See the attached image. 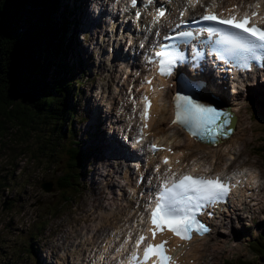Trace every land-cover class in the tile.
Here are the masks:
<instances>
[{
	"label": "rangeland",
	"instance_id": "374dc122",
	"mask_svg": "<svg viewBox=\"0 0 264 264\" xmlns=\"http://www.w3.org/2000/svg\"><path fill=\"white\" fill-rule=\"evenodd\" d=\"M89 1L90 0H60V2H64L65 5L67 3L68 5L69 3H71L70 6L74 4L75 12L70 16V18H73V15H76L75 23L72 22L73 27L69 29L66 35H64V40L69 43L70 53L72 54L73 52V56L69 55L70 58L68 60V63L69 68L71 69L70 71L75 72V76L73 78L74 81H79L80 74L78 70L81 66L86 69L90 66L89 47L86 46L88 48L86 49V47L80 44L79 41H81L84 36L87 37L88 35H90L91 38L95 34V31L99 28L93 27L91 29H86L87 27H84L86 21V18H84V16L88 15L89 17H91V14L87 7V3ZM79 19L83 20L77 22ZM88 23L89 22H87V24ZM80 51L84 53V57L79 56ZM96 79L100 80L101 74L99 76H96ZM91 80L92 79H86L84 78V76H82L81 84L78 85L75 82V86L81 88L89 87ZM256 87L257 85L249 87L245 90V92H242V94L244 95L248 90L254 89ZM75 91L77 92V89H75ZM83 93L84 91H81L78 97L74 96V98H72V102L76 103L75 113H79L78 115H81L82 118L80 119L77 115L73 116V135L68 136V140H70V143L68 141H65V145H63V148L61 149V155L58 159L57 164L52 163L49 166V169L40 166L41 160H38L37 158L33 159V154H30L26 150L25 146L22 145L20 135L17 132H15V135L8 134L0 138V179L5 181V184L7 186V188H3L0 190V264H42L43 260L45 264H53L58 254L50 248V244L47 247H43V243L45 241L50 242V240L46 239V235H48L52 231H60L65 227L66 223L69 222V216H73L76 211L75 203H81L84 207H87L91 202L92 204H95V202L100 203L103 197L102 193H104V187L101 185L105 183V177H108L110 173V176L107 178V182L111 183L112 181H114L111 179L112 177H114L115 179V177L119 176L121 167L118 165L120 158L117 157L108 160V167L100 172L98 171V167L96 166H93L95 167V170L92 169L93 167L91 166V156L95 152V144L91 147H88L87 140H95V130L98 125L94 123V120H88L87 124L82 121L86 115L88 116L89 113V108L83 106V102H81ZM88 98L90 99L91 97L88 96ZM251 98L252 96L250 94H247V102H250ZM236 101H239V98H237ZM243 101L245 102H243V104L247 105L245 97ZM242 113V116L244 117V121L242 120L243 124H241L242 128L251 124V122L254 123V134H251L252 130H247L246 143H248V149H250L252 152L257 153V150L261 148L262 145H264V137H255V130L264 133V123H260L254 115H251L250 118L248 116L250 115L249 113ZM257 113L260 116V113ZM98 117V121L99 119H101L102 121L103 116L101 117V115H99ZM260 118L264 117L260 116ZM86 125L89 129L87 130V132L85 131ZM16 131L22 132L24 130L17 129ZM101 142L102 139H98L95 143L100 146ZM71 145L75 147V151H77L78 148H83L91 155L88 161L78 162L74 167V172L77 176V179L79 178L81 180L80 181L78 179L83 183L84 188H77L74 191L64 192L62 190L59 191L60 187L55 184L54 190L55 192H57V197L56 193L51 192L54 185L52 186L51 183L49 184L46 182L51 178L55 182L56 176L60 170L69 169L68 167H66L69 161V150L67 149V147ZM71 150L72 152H74L73 149ZM104 150H106V148ZM18 154H20V156H18ZM22 154L24 155L22 156ZM258 156L262 157L264 160V153L258 154ZM109 163L110 165H113L112 168H110ZM91 169L92 172H94L91 175L92 181L90 180ZM97 173L99 174L96 178H94V175ZM94 179H96L97 181L95 180L93 182ZM119 180H116V183H119ZM71 187H73V185L70 183V186L66 189H70ZM78 195H83V199H81L80 201L75 200L73 202L72 199ZM24 209H29L36 214H39L41 216V220H36L38 222H27L22 214V210ZM50 212L54 215H49ZM236 219L238 218L234 217L232 227L235 225ZM257 220H264V218L255 219L254 221ZM43 224H45L44 231H42L40 234L35 235V232L40 230L39 226ZM249 225H247V222L245 220H241L239 223V227L236 228L238 229L236 233L238 234V232L246 230ZM77 228L82 232L84 230V227H81V225ZM64 231L67 238H62L61 234L59 233V236L57 237L58 241L55 243V245L60 247V245L67 243L70 246H74L76 241V233L74 232L75 228H64ZM256 233L257 230L254 229L253 235H255ZM89 239L90 238L87 237L84 239V241L88 242ZM236 242L238 245H240V241ZM223 243L224 242L221 243L222 246ZM230 244L231 242L228 241L223 249L219 248L220 251L211 250V246L208 244L206 246V250L203 251V254L199 255V264H205L206 261H208L209 264H222V260L224 258L231 261V263L236 264L239 262H244L245 264H254L258 261L264 263L261 252L257 251L255 246L245 243L241 247H236ZM62 249L63 252L61 253L60 257L65 256L64 253L67 248L62 247ZM79 249V246L77 248H74L73 253L77 252ZM73 253L71 255H73L74 258L75 254ZM73 258L69 260L71 261V264L73 263ZM66 260L68 262V258H66ZM63 264L69 263L65 262Z\"/></svg>",
	"mask_w": 264,
	"mask_h": 264
},
{
	"label": "trees",
	"instance_id": "16d2710c",
	"mask_svg": "<svg viewBox=\"0 0 264 264\" xmlns=\"http://www.w3.org/2000/svg\"><path fill=\"white\" fill-rule=\"evenodd\" d=\"M70 4L0 0V138L17 132L22 145L46 169L57 164L68 135L67 124L74 116L72 98L77 80L68 63L73 52L64 40L73 24L74 4ZM68 160L66 167L70 168L72 156ZM70 173L63 169L57 174L54 183L59 191L76 189ZM70 183L73 187L66 189ZM3 188L7 186L0 179V190ZM52 193L58 197L55 190ZM257 242L255 247L264 260V239Z\"/></svg>",
	"mask_w": 264,
	"mask_h": 264
},
{
	"label": "snow or ice",
	"instance_id": "6c2138e0",
	"mask_svg": "<svg viewBox=\"0 0 264 264\" xmlns=\"http://www.w3.org/2000/svg\"><path fill=\"white\" fill-rule=\"evenodd\" d=\"M187 2L192 5L197 0H187ZM136 3L137 0H132L133 5ZM148 3L151 4L152 0H148ZM229 11L231 12V10ZM165 14L166 11L163 8L158 10L154 22H158ZM184 14L181 12V17ZM136 15L139 18L140 13L137 12ZM257 16V12H252L251 15L245 13L242 17H239L238 14L225 16L206 9L199 20H194L193 23L211 22L209 26L201 27L195 31H175L174 35L164 37L165 41H171V43L158 45L159 50L155 51V57L159 58V72L163 75H172L177 61H183L185 58L180 46L192 45L195 49L193 41H198L199 44L209 47L220 60L234 62V67L250 68V62L264 60V27L252 22L253 18ZM187 23V20L181 19L176 28ZM205 34L206 39H200ZM202 55V52H196L194 59L202 57ZM146 82L151 84L152 80L149 79ZM173 99L176 113L172 123L186 126L193 136H197L201 140L209 139V133H213L230 122L228 119L230 113L200 103L190 95L177 93ZM143 100L145 105L141 117L148 119L150 118L151 100L147 95L143 96ZM221 117H225V119L217 124ZM213 125H216L215 129L212 127ZM211 139L215 143V138L211 137ZM150 147L154 151L160 150L155 143ZM163 162L168 164L169 158L164 157ZM230 188L231 185L220 176L186 174L175 178V174H173L172 177L166 178L150 214L151 222L155 226L150 230L153 238L158 232H163L165 229L172 231L182 240H190L193 232L200 235L207 233L210 229L197 219V214L207 206L223 201ZM145 240L146 236L140 235L136 241V248L139 249ZM167 243V241H163L160 244H147L143 249L142 259L139 252L134 251L131 254L130 264H147L153 257L156 258L153 260V264H175L174 258L167 254L168 249L165 247Z\"/></svg>",
	"mask_w": 264,
	"mask_h": 264
},
{
	"label": "bare ground",
	"instance_id": "6f19581e",
	"mask_svg": "<svg viewBox=\"0 0 264 264\" xmlns=\"http://www.w3.org/2000/svg\"><path fill=\"white\" fill-rule=\"evenodd\" d=\"M176 1V3L177 4H180V2H181V0H175ZM239 1H241V0H239ZM243 1H248V0H243ZM233 1H231L230 3H229V7L230 8H236V6L235 5H232L231 3H232ZM94 3H96V0H94ZM259 4V3H258ZM88 7V6H87ZM86 7V8H87ZM155 7H156V10H157V12H158V10H160L161 8H163L162 7V2L160 1V0H157L156 1V5H155ZM259 7H260V9L262 10V11H264V0H261V3L259 4ZM253 8H255V9H258L257 7H253ZM166 11V14H168L169 15V11H170V9L169 10H165ZM86 12V11H85ZM76 16V15H75ZM165 17V16H164ZM164 17H163V19H164ZM84 18H86V21H85V24H84V27H87L86 29H89V28H91V27H93V26H97L98 24H100V19L99 18H97V17H93V16H91V17H89L88 15L86 16H84ZM89 19H91V20H89ZM81 20H83V19H79L77 22H79V21H81ZM87 22H89L88 24H87ZM77 25H78V23H77ZM114 25V24H113ZM176 25H177V23L175 24V29H176ZM76 33V32H75ZM73 35V34H72ZM76 39V38H75ZM81 50H82V48H81ZM79 55H81V57H84V53L82 52V51H80V53H79ZM99 66H101V64L99 63ZM252 90V89H251ZM224 92V90L223 89H220V90H217V91H214V95L215 94H219V93H223ZM251 96H252V98H251V100H250V102H247V105L253 110V111H256V112H259L260 113V116L261 117H264V88H258V91L254 94V93H252V91H250V93H249ZM243 95V94H242ZM237 98H239V101H236V99ZM170 99H171V97H168V96H164L163 95V93L162 92H159L157 95H156V97H155V105H154V108L156 109V110H159V116L157 117V118H152L151 119V121H150V124L152 125V127L155 129V132H158V131H165L166 129H167V126H165V124H164V120H165V118L167 117V114H168V111L170 110V109H172V104H171V102H170ZM233 99H231L230 101H229V103L232 101ZM243 100H244V96H240V93L238 92L237 93V95H236V97L234 98V101H233V109H234V111H240L241 110V108L244 106V104H243ZM247 105H245V107H246V109H247ZM113 108H115V111H116V106H115V104H114V106H113ZM112 110H109L108 112H111ZM172 116V115H171ZM239 116H240V114H239ZM249 116V115H248ZM102 117V116H101ZM112 117V115L110 114L109 115V113L107 114V118L108 119H110ZM99 118V117H98ZM97 118V119H98ZM171 118V117H170ZM244 118V117H243ZM114 119V118H113ZM121 118L119 117V118H116V120H120ZM261 120H262V122H264V118H260ZM238 120H240V117H238ZM101 121V119H99V122ZM244 121V120H243ZM255 122V121H254ZM256 123V122H255ZM108 124L109 125H111V122H108ZM243 124V123H242ZM257 124V123H256ZM255 124V125H256ZM176 126V124H173L172 126H169L168 127V129L170 128V127H175ZM253 131V130H252ZM160 137V136H159ZM235 138V137H234ZM234 138H232V140L231 139H229V140H226L225 142H227V141H233L234 140ZM99 139H102V142H101V147L102 148H106V150H108V149H113V147H115V145L117 144L116 143V138L114 137V136H107L104 132H102V133H100V137H99ZM236 140L237 141H241L242 142V136H239L238 138H236ZM100 141V140H99ZM174 141V139L172 140V142ZM189 142L190 143H188V144H193V140H191V139H189ZM104 146V147H103ZM109 146V147H108ZM231 146V144L230 143H228L227 144V149H226V152H230V147ZM176 149V151H177V154H178V149L177 148H175ZM103 152H106V151H104L103 150ZM215 152H216V154L218 155L219 154V152H217V149H215ZM93 169L95 170V167H93ZM98 172V171H97ZM130 172V170L129 169H125L124 171H123V173H124V175L123 176H121V179H123L124 178V176L126 175V178H128V173ZM92 173H94V172H92ZM109 176H110V174H109ZM112 180H114L113 178H111ZM107 180V179H106ZM116 180V179H115ZM115 180L114 181H112L111 182V184H114V183H116L115 182ZM95 180H93V182H94ZM107 182V181H106ZM110 183V182H109ZM105 191V190H104ZM103 191V192H104ZM102 195L104 196V193H102ZM260 199L258 200V201H256L255 202V207H258V205L260 204ZM108 205V204H107ZM229 211H233V212H235L236 210H235V208L234 207H228V208H226L224 211H222L221 213H220V217L222 218V219H226L227 218V213L229 212ZM110 213V212H109ZM109 213H107V214H104V220L105 221H108L109 220V217L107 216ZM119 223H122V220H120L119 221ZM141 232V230L140 229H138V228H134V230H133V227L131 226V225H129V224H126V233L124 234L123 232H121V233H119V234H116V238H117V240H118V244H117V250L115 251V252H113V259H112V262H113V264H116V261H117V259L118 258H120V257H122L123 256V254L124 253H129V247L133 244V242H127V241H130L131 239H132V237H133V233L138 237V235H139V233ZM221 233L220 232H217V235H220ZM129 237H131L130 239H129ZM87 238V237H86ZM85 239V238H84ZM83 239V240H84ZM69 240V239H68ZM91 239H89V241H90ZM70 242H71V240H70ZM216 242L218 243V245H220V246H222V242H225L224 240H219L218 238H216ZM78 247V245H77V243L75 242V244H74V246H71L70 248L68 247L67 249H66V251H65V253H64V257L65 258H68V257H70L69 259H71V258H73V255H71L72 253H73V250H74V248H77ZM210 249V248H209ZM96 251H100V250H94L93 251V255H95V253H96ZM169 251L170 252H172V253H174V250L172 249V248H170L169 249ZM69 253V254H68ZM55 256V255H54ZM53 256V257H54ZM76 255H74V258H73V263L72 264H80V262H77V256L75 257ZM42 260V259H41ZM69 261V260H68ZM66 262V261H65ZM65 262H62L61 264H63V263H65ZM67 263H69V264H71V262H67ZM42 264H45V262H44V260H43V263ZM123 264H129L127 261L126 262H124Z\"/></svg>",
	"mask_w": 264,
	"mask_h": 264
},
{
	"label": "clouds",
	"instance_id": "9594fccd",
	"mask_svg": "<svg viewBox=\"0 0 264 264\" xmlns=\"http://www.w3.org/2000/svg\"><path fill=\"white\" fill-rule=\"evenodd\" d=\"M74 12H75V11H74ZM74 12H73V13H74ZM71 19H72V22L75 23V22H74V15H73V18H71ZM72 27H73V26H72ZM72 27H71V28H72ZM69 37H70V36H69ZM76 82H77V81H76ZM66 139H67V137H66Z\"/></svg>",
	"mask_w": 264,
	"mask_h": 264
}]
</instances>
